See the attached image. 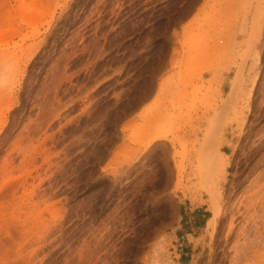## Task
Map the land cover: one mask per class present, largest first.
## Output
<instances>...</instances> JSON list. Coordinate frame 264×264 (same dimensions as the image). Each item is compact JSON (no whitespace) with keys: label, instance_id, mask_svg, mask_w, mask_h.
Segmentation results:
<instances>
[{"label":"rangeland","instance_id":"rangeland-1","mask_svg":"<svg viewBox=\"0 0 264 264\" xmlns=\"http://www.w3.org/2000/svg\"><path fill=\"white\" fill-rule=\"evenodd\" d=\"M0 264H264V0H0Z\"/></svg>","mask_w":264,"mask_h":264},{"label":"bare ground","instance_id":"bare-ground-1","mask_svg":"<svg viewBox=\"0 0 264 264\" xmlns=\"http://www.w3.org/2000/svg\"><path fill=\"white\" fill-rule=\"evenodd\" d=\"M240 76L236 77V79L233 81L232 85H231V95L235 96L237 94L238 91V87L240 85V81H241ZM158 102H153L151 103L149 106H147L146 108H144V112L148 113L151 112L152 110L156 109L158 107ZM166 139V135L163 134H157V135H153L147 142H146V147H149L152 143L156 142V141H161V140H165ZM217 152V150H216ZM215 152V153H216ZM217 154V153H216ZM219 155V154H218ZM175 161V160H174ZM221 163L216 164V166L222 169L221 167ZM228 165V164H227ZM220 169V171H221ZM223 172L225 171V168L222 169ZM219 171V170H218ZM222 173V172H221ZM184 177V166L182 164V162H180L179 164H176V178H177V187H179L180 185H182V180Z\"/></svg>","mask_w":264,"mask_h":264}]
</instances>
